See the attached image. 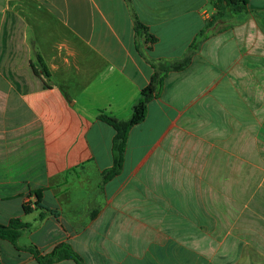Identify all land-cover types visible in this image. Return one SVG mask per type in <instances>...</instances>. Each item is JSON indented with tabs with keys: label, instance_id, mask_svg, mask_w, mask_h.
I'll use <instances>...</instances> for the list:
<instances>
[{
	"label": "crops",
	"instance_id": "1",
	"mask_svg": "<svg viewBox=\"0 0 264 264\" xmlns=\"http://www.w3.org/2000/svg\"><path fill=\"white\" fill-rule=\"evenodd\" d=\"M216 13L0 0V224L28 225L0 239V264L62 243L83 264H264V0ZM188 58L105 180L116 132L100 116L129 119L155 66Z\"/></svg>",
	"mask_w": 264,
	"mask_h": 264
},
{
	"label": "trees",
	"instance_id": "2",
	"mask_svg": "<svg viewBox=\"0 0 264 264\" xmlns=\"http://www.w3.org/2000/svg\"><path fill=\"white\" fill-rule=\"evenodd\" d=\"M248 3L249 0H215L217 13L213 17V21L221 18L224 11L226 10H231L234 12L245 10ZM137 28L139 29V31L144 30V27L141 24H138ZM149 39H151V41L153 42L155 40L153 37H149ZM189 63L190 58L171 65H156L155 73L151 78V82L148 86L142 89L141 96L134 104L132 115L129 119L121 120L108 115L100 116V120L112 126L116 132L113 141L115 154L114 167L104 174L105 180L110 179L111 177L116 176L120 173L124 162L129 132L134 126L142 123L146 119L149 102L160 94L163 88L166 74L170 71L182 70L187 67ZM28 210L29 209L26 208V211ZM27 226V224H25L21 219L18 218L11 220L9 224H0V239L8 240L16 245L21 235V231ZM29 250L35 254L37 260L41 264H52L56 261L64 259H71L74 260L77 264H83L82 258L73 250V248L69 244L66 243L58 245L50 254L46 256H40L34 248H29Z\"/></svg>",
	"mask_w": 264,
	"mask_h": 264
}]
</instances>
